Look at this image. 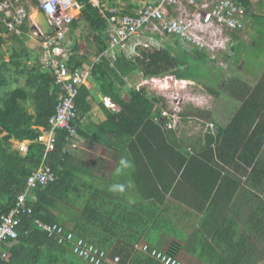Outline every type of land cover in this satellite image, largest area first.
Wrapping results in <instances>:
<instances>
[{"label":"crops","instance_id":"obj_1","mask_svg":"<svg viewBox=\"0 0 264 264\" xmlns=\"http://www.w3.org/2000/svg\"><path fill=\"white\" fill-rule=\"evenodd\" d=\"M100 1L102 6L110 5V0ZM246 19L248 25L251 19ZM249 27L236 34L235 52L224 59L223 68L215 67V61L202 53H188L176 45L165 49L177 58V73L183 75H167L170 83L189 86L203 81L214 85L213 73H225V95L220 93L214 106L204 109L188 103L180 112V126L163 129L172 138L170 142L178 143L172 147L133 146L135 137L129 140L104 133V129L114 131L106 123L107 116L119 109L101 94L91 77L84 86L91 111L75 120L76 137L62 151L65 177L60 185L67 192V201L59 207L65 210L61 212L64 227L49 225L70 231L69 227L81 224L111 251L143 243L165 253L171 251L182 264H264V65L260 63L264 52L256 54L260 66L240 55ZM30 41L34 61L37 45ZM74 44L81 67L92 68L101 59L102 53L91 41L69 32L68 49L73 50ZM185 58L192 59L190 65ZM114 63L109 62L110 67ZM190 70L199 71V76H206L209 70L213 78H197ZM133 73L144 76L136 71L123 78L125 86L120 93L125 98L134 89L130 85ZM146 89L147 95L153 94ZM199 123L204 126L198 130ZM210 123L213 128L207 126ZM13 143L25 156L28 143ZM47 246L49 252L29 260L36 264L56 260L55 264H85L66 246ZM142 256L132 255L124 264H159ZM19 260L12 258L13 264Z\"/></svg>","mask_w":264,"mask_h":264},{"label":"trees","instance_id":"obj_2","mask_svg":"<svg viewBox=\"0 0 264 264\" xmlns=\"http://www.w3.org/2000/svg\"><path fill=\"white\" fill-rule=\"evenodd\" d=\"M10 1H17L18 5L23 6L28 14L31 13V8L38 10V4L34 0H29V3H26V0ZM76 1L81 5V9L78 18L74 19L70 26V32L83 35L85 39L95 45L101 54L107 48V39L103 32L107 26L106 18L109 14H106V18L102 17L99 9L93 7L90 0ZM238 1L246 9V17H250L255 26H260L263 29L264 7L262 15L261 12L260 14L250 12L253 5L256 3L259 5L261 1ZM117 2L121 3V0H110L113 5ZM127 6L128 9H138L137 3ZM29 25V20L25 21L21 28V34L18 36L0 29V33H2L0 36V90L7 89L9 86L13 87L4 96L0 94V218L8 215L15 208L18 196L26 189L28 177L40 168L42 162L52 170L55 181L42 190H36L37 202L33 204L31 213L17 216L19 219V224L16 227L17 238L7 239L3 242V250L6 248L7 252L5 253L8 255L6 254V258L0 264H13L12 258L20 259L18 264H36L35 261L29 259L35 258L36 254L43 251H50L47 244L56 242L39 230L34 221L38 220L45 224H57L64 227L61 212H65V210L61 209L59 205L67 201V192L60 185V181L65 177V172L61 169L65 165L61 158H63V148L67 144V133L65 131L55 133V148L47 154H45L44 143L38 140L42 132L48 130V120L54 114L62 92L60 87L55 85L53 76L48 71L42 70L37 60L33 61L29 56L27 48L31 43L28 38V31L31 29ZM257 29L261 33L262 29ZM8 41L15 43L18 49L12 50L9 60L5 61L2 47ZM77 49V44H74L73 50H70L69 70L82 66L78 60ZM178 66L177 58L168 50L144 49L135 63L120 59L114 63L113 67H110L109 62L105 59H99L91 68L92 79L98 85L101 94L109 98L119 109L117 113H109L107 116L106 123L114 131L110 132L103 128L104 133L127 136L129 140L135 137L134 142H131L133 146L172 147L178 145L177 142H170L172 138L166 136L163 131L166 122L161 117V112L165 108V104L161 98L147 95L144 90L138 92L130 90L127 92L126 98L120 93L121 87L125 86L123 78L132 72H140L145 78H163L167 75L181 78L183 75L177 73ZM88 97L87 89L84 86L81 87L76 98L77 113L73 122L79 121L83 115L91 111L87 102ZM180 114L182 122L183 118ZM209 140L211 141V138ZM13 142L28 143L25 156L13 148ZM209 145L210 143L207 144L208 147ZM78 216L79 222H81L82 211ZM152 222L150 223L152 224ZM144 228L147 232V226ZM69 230L76 237L100 247L106 253L108 252L110 257L118 256L119 264H124L132 255L147 257L134 250V245L137 243H129L120 251H111L105 248L101 241L95 240L92 234L86 233L81 224L76 223L69 227ZM140 235H144L143 232H140ZM12 243L22 245L10 246ZM56 247L60 251L63 250V246ZM42 248L44 249L42 250ZM167 253L173 255L171 251H167ZM57 262L58 260L53 264Z\"/></svg>","mask_w":264,"mask_h":264},{"label":"built area","instance_id":"obj_3","mask_svg":"<svg viewBox=\"0 0 264 264\" xmlns=\"http://www.w3.org/2000/svg\"><path fill=\"white\" fill-rule=\"evenodd\" d=\"M34 1L38 4L36 12L43 13L52 27L51 35H45L25 8L18 5L17 1L10 0H0V29L18 36L24 22L29 20L31 39L37 45L36 60L42 70L53 76L55 85L62 92L55 112L48 120V130L43 131L38 138L44 143L47 154L55 148L57 131L67 133V142L76 137L73 122L77 113L76 98L80 88L91 79L92 73L88 67L68 69L70 26L75 15L80 13L81 5L76 0ZM90 3L99 9L102 17L106 18V14H109L103 32L107 39V48L100 58L112 64L120 59L135 63L144 49L160 51L176 45L183 51H189L188 53L195 51L205 54L211 61L223 58L221 61L224 65V59L233 55L235 36L244 28L246 19V9L238 0H142L143 4L137 10L128 9L127 5L119 2L115 3L118 6L113 3L102 6L97 0H90ZM145 82L153 87L167 86L170 81L163 77L147 78ZM169 87L177 89L180 85L173 81ZM162 98L166 100L167 97ZM180 112L173 114L167 110L165 112V108L162 110L161 117L169 120L165 128L171 129L174 125L181 124ZM207 126L213 128L211 123ZM54 181V173L42 162L40 168L28 177L26 189L18 196L15 208L0 218V262L6 258L3 242L17 238V216L31 213L33 204L37 202L34 192L44 189ZM34 224L48 238L68 247L85 264H119L118 257H110L105 251L76 237L63 227L40 221H34ZM134 250L160 264H182L174 256L147 244L135 245Z\"/></svg>","mask_w":264,"mask_h":264},{"label":"rangeland","instance_id":"obj_4","mask_svg":"<svg viewBox=\"0 0 264 264\" xmlns=\"http://www.w3.org/2000/svg\"><path fill=\"white\" fill-rule=\"evenodd\" d=\"M97 1L101 2L100 0H97ZM260 1H259L260 2L259 5L257 3L253 5V8L250 11L251 13L259 14L261 12V15L263 14L262 8L264 7V0H260ZM27 2L29 3V0H26V3ZM133 2L137 3L138 7H140V5L143 4L142 0H121V3L131 4ZM36 13H37L36 10L34 8H31V13L29 14L31 19H36ZM246 20L247 19H245V21ZM249 24H250V27H249L248 33L245 35L247 37V40L244 42V46L240 47V55L244 54L245 57H247L246 61H248L251 65L260 66L259 62L256 63V54L259 53L260 51L264 52V28L262 29V27H260V26H255L254 24H251V22ZM249 24L247 25L244 22V25H243L244 28L243 29L245 30L249 26ZM257 28L262 29V30H260L261 33L258 31ZM241 31H239L238 33H240ZM28 34L31 36L30 32ZM0 36H2V33H0ZM254 43H256V44H254ZM31 47H32V45L28 46V51H29V56L32 58L33 55H31V51L33 53V50L31 49ZM17 49H18V46L11 41H8L5 45H3L2 51L4 54L5 61L9 60L11 51L17 50ZM235 49H233V52H235ZM185 60H186L185 63L188 65L190 63V60H192V59H190L188 61L187 58H185ZM208 60L211 61L209 58H208ZM221 60L219 59V60L215 61L214 66L215 67L218 66L220 68H223L224 67V65L222 67V61L223 60L222 61ZM260 61H262L260 63H263L261 65H264V55L263 54L260 57ZM193 65H196V64L194 63ZM197 65H199V64H197ZM219 71H221V70H219ZM222 71L224 72V70H222ZM190 72H192L197 78L198 77L199 78L203 77V79L204 78L209 79V77L213 78V77H211V75H210L211 73L209 72V70H208V73L206 74V76H199L200 73H197L199 71H196V70H193V71L190 70ZM213 74L215 75L214 76L215 78H213L215 81H212V83L214 85L206 84V83H203V81H202V83L191 84L189 86L181 85L179 88L176 89L174 87H169L170 82L168 83L167 86L155 85L153 87H150L149 86L150 84H146V82L144 80V76H142L140 74H134L133 73L132 78L130 77V79H131L130 85L132 87H134V89H136L137 91L144 90L146 92V90H147L146 88H148L152 91V93L155 96H157L159 98L166 96L167 97V98H165L166 100H164L163 98L161 99L162 101H165V112L167 110V111H169V113L172 112L173 114H177L178 112L182 111L183 107L188 103L203 105L204 109H206V108L209 109L212 107V105L214 106V104L216 103V100H217L216 97L219 96L220 93L222 95H225V93L222 91V87H223V83H224V79L222 78V76L225 73H223V74L218 73V75H216V72H215ZM20 84H22L21 81H20ZM142 87H146V88H142ZM139 88H142V89H139ZM12 89H13V87L9 86L7 89L0 90V94L2 96H4L8 92H10ZM125 89H127V88H125ZM217 91L219 93L216 96H213V94ZM146 94H147V92H146ZM153 94H151V95L154 96ZM174 99H177L178 101H175ZM177 126H180V125L176 124V125H174L173 128H175ZM203 126L204 125L202 123H199L198 127L196 129L199 130ZM190 129L192 130V128H190ZM13 147L15 149L17 147V144L13 143Z\"/></svg>","mask_w":264,"mask_h":264},{"label":"water","instance_id":"obj_5","mask_svg":"<svg viewBox=\"0 0 264 264\" xmlns=\"http://www.w3.org/2000/svg\"><path fill=\"white\" fill-rule=\"evenodd\" d=\"M39 15V18L33 19L34 22L37 24L39 29L45 34V35H51L53 33L52 27L49 25L48 21L44 17L43 13L37 12ZM105 98V97H103Z\"/></svg>","mask_w":264,"mask_h":264},{"label":"bare ground","instance_id":"obj_6","mask_svg":"<svg viewBox=\"0 0 264 264\" xmlns=\"http://www.w3.org/2000/svg\"><path fill=\"white\" fill-rule=\"evenodd\" d=\"M38 16H39V15L36 13V18H39ZM147 78H148V77H147Z\"/></svg>","mask_w":264,"mask_h":264},{"label":"clouds","instance_id":"obj_7","mask_svg":"<svg viewBox=\"0 0 264 264\" xmlns=\"http://www.w3.org/2000/svg\"><path fill=\"white\" fill-rule=\"evenodd\" d=\"M121 190H122V188H121Z\"/></svg>","mask_w":264,"mask_h":264},{"label":"flooded vegetation","instance_id":"obj_8","mask_svg":"<svg viewBox=\"0 0 264 264\" xmlns=\"http://www.w3.org/2000/svg\"><path fill=\"white\" fill-rule=\"evenodd\" d=\"M263 36V35H262Z\"/></svg>","mask_w":264,"mask_h":264}]
</instances>
